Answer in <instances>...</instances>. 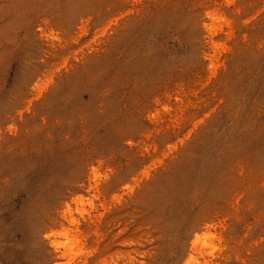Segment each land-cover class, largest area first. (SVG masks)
Segmentation results:
<instances>
[{"label":"rangeland","instance_id":"obj_1","mask_svg":"<svg viewBox=\"0 0 264 264\" xmlns=\"http://www.w3.org/2000/svg\"><path fill=\"white\" fill-rule=\"evenodd\" d=\"M0 264H264V0H0Z\"/></svg>","mask_w":264,"mask_h":264},{"label":"bare ground","instance_id":"obj_2","mask_svg":"<svg viewBox=\"0 0 264 264\" xmlns=\"http://www.w3.org/2000/svg\"><path fill=\"white\" fill-rule=\"evenodd\" d=\"M213 16H215V15H213ZM214 18V17H213Z\"/></svg>","mask_w":264,"mask_h":264}]
</instances>
